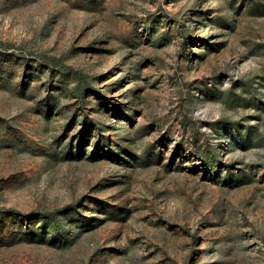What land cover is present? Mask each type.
Masks as SVG:
<instances>
[{
	"label": "rangeland",
	"instance_id": "obj_1",
	"mask_svg": "<svg viewBox=\"0 0 264 264\" xmlns=\"http://www.w3.org/2000/svg\"><path fill=\"white\" fill-rule=\"evenodd\" d=\"M0 264H264V0H0Z\"/></svg>",
	"mask_w": 264,
	"mask_h": 264
}]
</instances>
